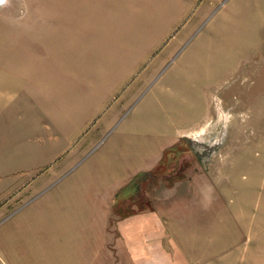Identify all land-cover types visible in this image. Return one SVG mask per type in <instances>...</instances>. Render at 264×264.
<instances>
[{"label": "rangeland", "instance_id": "374dc122", "mask_svg": "<svg viewBox=\"0 0 264 264\" xmlns=\"http://www.w3.org/2000/svg\"><path fill=\"white\" fill-rule=\"evenodd\" d=\"M207 1H194L184 20L169 26V35L152 56L153 61L168 43L186 35L176 53L179 68H166L163 111L153 101L156 83L104 136L102 124L96 128L102 114L94 116L73 143L76 150L81 148L71 159L73 165L68 166L66 158L70 151L59 154L56 176H46L30 189L31 201L48 213L18 215L25 204L16 198L1 215L5 245L2 249L0 244V264H85L95 252L86 244L101 223V210L92 214L102 196V182L125 170V163L139 164L142 152L158 148L160 137L181 132L183 136L169 138V143L174 141L153 170L133 175L114 193L113 210L105 218V240L135 245L130 233L116 230L137 221L138 214L161 210L168 211V216L157 218L167 227L165 238L175 251L183 246L184 264H193V247L199 242L205 246L224 225L233 226V232H227L232 243L242 235L250 238L251 223L245 230L242 215H255L257 209L264 215V0H211L206 7ZM171 9L164 8L162 0H2L0 84L6 76L2 68L33 75L38 64L64 62L78 49L96 55L98 48L111 43L145 38ZM133 45L139 54L143 40ZM4 87L1 84L0 91ZM122 127L136 134L132 141L119 137L117 142L120 147L129 144L131 156L118 145L117 156L105 155ZM77 177L88 196L85 217L77 213L78 187L70 185ZM261 220L264 223V217ZM162 240V234H154L147 242L154 250L153 264H176L155 258Z\"/></svg>", "mask_w": 264, "mask_h": 264}, {"label": "crops", "instance_id": "0c3cea01", "mask_svg": "<svg viewBox=\"0 0 264 264\" xmlns=\"http://www.w3.org/2000/svg\"><path fill=\"white\" fill-rule=\"evenodd\" d=\"M194 1L196 0H162L164 8L172 6L171 12L164 13L160 21L156 22V26L159 27L154 28L145 38L133 36L129 37V40H121L122 42L116 45L111 43L110 47L104 50L98 48L96 55H93L95 53L93 50L78 49L77 54L73 57L68 55L70 59L64 62L52 60L46 65L38 64L32 69L33 75L26 74L18 68L15 70L2 68L6 76L1 84L4 83L6 87L0 91V217L12 207L10 204L16 198L18 203L22 201V204H25L21 210H18V215L31 211L48 213V209L40 207L34 200L31 201L29 196L41 179L47 180L46 176L57 174L53 170L57 167L59 154L70 151L66 158L69 157L68 166L73 165L74 160L71 162V159L81 149L76 150L73 143L97 114L102 115L96 128L99 129V125L102 124L101 134L104 136L110 131L111 125L119 121L120 116L131 108L133 103L137 104L142 94L156 83L160 84L156 86L153 101L159 110L163 111L161 99L168 77L166 68H179V65L175 66V61L179 57L176 53L182 45L181 41L186 40V35L175 43H168L153 61L152 56L161 48L169 35V26L183 21ZM208 2L212 1H207L206 7ZM137 40H143L144 44L139 54L135 52L136 46L133 45ZM9 73L12 75L9 76ZM123 121L124 119H121L120 123ZM124 127L121 130L119 128L120 132L113 137V146L109 147V145L105 149V155H116L119 147L120 152L127 154L128 157L131 156L133 150L130 149L129 144H124L128 148L126 150L124 145L120 147L117 144L119 137L125 141H132V136H136L133 130ZM179 135L183 136L184 133L160 137L161 141L154 152H142L140 157L143 162L135 165L131 162L122 164V168L126 171L121 172L119 169L115 176L102 182L104 184H102L104 186L102 196L97 209L92 214H99L101 210L99 217L101 223L98 222L100 224L93 228L89 244H86L87 250L95 248V252L91 253L95 257L90 254L85 264H153L154 250L152 243L147 242L154 237V234H162L164 237L163 245L159 244L156 248L158 252L155 258L159 259L158 263H185L182 261L183 246L179 245L177 249L179 248L180 251H175L170 241L165 238L166 225L157 219L168 216V211L138 214L135 216L140 217L137 221L129 225L124 224L116 230L120 233L123 231L130 233L129 239H134L135 245L129 243L122 247L119 241L110 243L105 240V233L109 231L106 219L110 217L114 207V199H112L114 193L118 192L122 185L128 184L133 175L153 170L162 159L165 148L173 143L174 140L169 143V138ZM87 142H83L80 146L84 144L82 146L84 147ZM48 165V171L42 173V168ZM71 183L70 185L78 187L77 204L79 203L80 208L77 213L82 214L79 215L80 217L88 216L89 212L85 211L88 196H85L82 190L83 180L77 177L72 179ZM26 189L32 190L23 194ZM242 216L246 217L244 220L246 225L243 226L245 230L248 223H251L250 238L247 235L244 240L242 235L241 239L232 243L227 232L232 233L233 226L224 225L214 230L205 246L199 242L193 247L195 250L192 254V263L264 264V223H261L264 215H261V211L257 209L255 215L245 211ZM0 244L3 249L5 245L3 237H0ZM116 255L118 256L115 257Z\"/></svg>", "mask_w": 264, "mask_h": 264}, {"label": "bare ground", "instance_id": "6f19581e", "mask_svg": "<svg viewBox=\"0 0 264 264\" xmlns=\"http://www.w3.org/2000/svg\"><path fill=\"white\" fill-rule=\"evenodd\" d=\"M0 1H2V0H0Z\"/></svg>", "mask_w": 264, "mask_h": 264}]
</instances>
